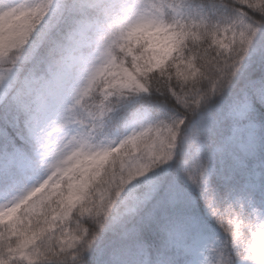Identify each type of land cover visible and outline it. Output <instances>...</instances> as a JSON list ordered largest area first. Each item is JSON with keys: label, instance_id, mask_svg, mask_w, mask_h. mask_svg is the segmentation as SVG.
I'll use <instances>...</instances> for the list:
<instances>
[{"label": "snow or ice", "instance_id": "obj_1", "mask_svg": "<svg viewBox=\"0 0 264 264\" xmlns=\"http://www.w3.org/2000/svg\"><path fill=\"white\" fill-rule=\"evenodd\" d=\"M0 264H264V0H0Z\"/></svg>", "mask_w": 264, "mask_h": 264}]
</instances>
